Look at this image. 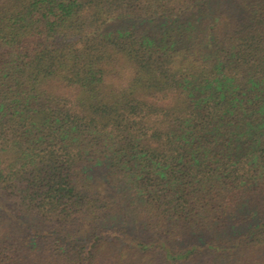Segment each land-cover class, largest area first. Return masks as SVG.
I'll use <instances>...</instances> for the list:
<instances>
[{"label":"trees","instance_id":"obj_1","mask_svg":"<svg viewBox=\"0 0 264 264\" xmlns=\"http://www.w3.org/2000/svg\"><path fill=\"white\" fill-rule=\"evenodd\" d=\"M0 264H264V0H0Z\"/></svg>","mask_w":264,"mask_h":264}]
</instances>
